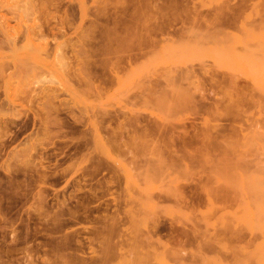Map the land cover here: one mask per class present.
<instances>
[{"label": "rangeland", "instance_id": "rangeland-1", "mask_svg": "<svg viewBox=\"0 0 264 264\" xmlns=\"http://www.w3.org/2000/svg\"><path fill=\"white\" fill-rule=\"evenodd\" d=\"M223 162L264 199V0H0V264H264Z\"/></svg>", "mask_w": 264, "mask_h": 264}, {"label": "bare ground", "instance_id": "bare-ground-1", "mask_svg": "<svg viewBox=\"0 0 264 264\" xmlns=\"http://www.w3.org/2000/svg\"><path fill=\"white\" fill-rule=\"evenodd\" d=\"M131 62H132V60H131ZM189 71V70H188ZM186 73V72H185ZM182 79V78H181ZM159 86V85H158ZM236 87H238V86H236ZM235 88V87H234ZM233 88V89H234ZM237 89V88H236ZM236 89H234V90H236ZM240 89V88H239ZM236 92H237V90H236ZM142 128V127H141ZM159 129V128H158ZM138 130V129H137ZM177 130V129H176ZM252 135H248V136H239V137H236L235 139L233 138V140H231V141H228L227 140V142L225 143V144H223V145H226L225 147L226 148H228V147H230V148H232V150L233 151H235V149H236V151H238V153H237V155H238V157H240V155L242 156V148H240L246 141H248V139H254V141L256 140L255 138H259V135L260 134H262V133H259V132H257L256 130L255 131H253V133H251ZM171 136V135H170ZM198 136V135H197ZM121 137V136H120ZM143 137V136H142ZM215 138V137H214ZM178 139V138H177ZM187 139H189V138H187ZM173 140H175V139H173ZM184 140H186V139H184ZM159 141V140H158ZM207 141V140H206ZM216 141V140H215ZM224 141H226L225 139L224 140H222V142H224ZM175 142V141H174ZM256 142H257V140H256ZM259 142V141H258ZM209 143V142H208ZM207 143V144H208ZM219 143V144H218ZM170 144V143H169ZM176 144V143H175ZM180 144H184V146H185V144H186V146H187V142L186 143H180ZM190 144V143H189ZM218 144V145H217ZM210 145H212V144H210ZM223 146L222 144H220V140H218V141H216L215 142V144H213L212 146L214 147V146ZM258 145H259V143H258ZM170 146V145H169ZM209 146V145H208ZM207 146V147H208ZM189 147V146H188ZM212 147V148H213ZM175 148V147H174ZM173 148V149H174ZM178 148V147H177ZM179 148H181V147H179ZM179 148L178 149H176V151H178L179 152ZM184 148L185 147H182V149L181 150H184ZM209 148H211V146L209 147ZM158 149V148H157ZM175 150V149H174ZM180 150V151H181ZM227 149H225L224 151H226ZM162 151V150H161ZM176 151H173V152H175V153H177L176 155H177V157L179 158V157H181V155L180 154H178V152H176ZM204 151V150H203ZM202 151V154H200V155H202L203 156V152ZM232 151V152H233ZM169 152H171V151H169ZM172 152V153H173ZM208 152H210V151H205V155H207V157H208V154H209V158L210 159H212V155H210V153H212L213 152V150L210 152V153H208ZM227 152V151H226ZM171 153V155L172 156H174L173 154ZM174 153V154H175ZM180 153V152H179ZM188 153V152H187ZM198 153H200V151L198 152ZM207 153V154H206ZM235 153V152H234ZM212 154H214V153H212ZM178 155H180V156H178ZM196 155V157L195 158H197V155H199V154H194L193 156H195ZM199 155V156H200ZM215 155V154H214ZM218 155H220V154H217V160H219L220 159V157H218ZM190 156V155H189ZM198 156V157H199ZM216 156V155H215ZM222 156V155H221ZM204 157H206V156H204ZM203 157V158H204ZM185 158V157H184ZM191 158V157H190ZM193 158V157H192ZM201 158V156L199 157V158H197V160H199ZM203 158H201L202 160H203ZM219 158V159H218ZM223 158V157H222ZM224 158H226V161L228 160V158L227 157H224ZM223 158V159H224ZM169 159H170V157H169ZM168 159V160H169ZM177 159V158H176ZM189 159V158H188ZM210 159H208L209 160V162H212V161H210ZM170 160H173V159H170ZM175 160V159H174ZM179 160H182V157L181 158H179ZM184 160V159H183ZM186 160V162H187V158L185 159ZM201 160V161H202ZM216 160V159H215ZM160 161V160H159ZM204 161V160H203ZM172 161H170V164H172V163H174V161L171 163ZM183 161H181V163H182ZM185 162V161H184ZM184 162H183V164H184ZM190 162V161H189ZM216 162V161H215ZM215 162H212L213 164H215V165H217V167H218V163L216 164ZM217 162H219V161H217ZM228 163H234V162H232V161H230V160H228ZM212 164V165H213ZM227 163H222V166H224L225 168L224 169H221V165H220V169L221 170H216V171H214L213 172V169H212V173H209V174H211L212 176V178H211V180H212V182H210V184L212 185L213 183H214V185L213 186H208V183L207 182H204V181H201V180H199V181H201L202 182V184H201V182H199V183H197L195 186H198L197 188H200L201 187V189L203 188V190L202 191H204V193H206L205 194V197L206 196H208V197H206L207 198V201H208V203H210V204H207V205H209L211 208H214V210H217V209H223L224 207L222 206L221 208L220 207H217L216 206V201H218V200H214V198L216 199V197L217 198H222L223 200L221 201V202H223L224 201V203H225V201H226V199H227V201H229L228 199H230V201H229V203H231V200L232 201H236L235 203H237L238 204V206L240 205L239 203H240V198L238 197L239 195H241V198H242V204H241V206L243 205V210H245V208L246 207H249V209H247L246 208V211H247V213L249 212V210H251V212L249 213V218L251 217V219H256L257 218V216H258V214H259V212H260V215H261V213H263L264 212V207H262V200L264 201V199H262L261 200V198H260V196H261V194L259 195V197L255 194L254 196H253V199H252V203H250L249 205H248V203H247V206L244 204V202L246 203V202H248L247 200L248 199H245L243 196L244 195H242V194H239L238 195V193L236 194V190H235V187H234V185L231 183V181H230V177H231V175L232 176H237L238 178H241V180H242V178L243 177H245V176H248V177H254V175H256L255 173H256V171H255V173L254 172H252V173H254V174H244V173H241V172H237V171H235V173H231L230 171L228 172V170L226 169V168H229L230 167V165L229 166H227L226 165ZM234 165H235V163H234ZM227 166V167H226ZM232 166H233V164H232ZM238 167V166H237ZM219 168V167H218ZM182 169V168H181ZM254 169V168H253ZM257 170V169H256ZM260 173H258L257 175H259ZM210 177V176H209ZM259 177H261L262 178V176H259ZM258 178V177H257ZM210 179V178H209ZM208 179V180H209ZM254 179V178H253ZM259 179V178H258ZM207 180V181H208ZM211 180H209V181H211ZM214 180V181H213ZM241 180H239L240 181V183H241ZM249 180V179H248ZM247 180V181H248ZM245 181H246V179H245ZM250 181H251V178H250ZM175 182V181H174ZM178 183V182H177ZM239 183V184H240ZM252 183V182H251ZM200 184V185H199ZM204 184H206V185H204ZM242 184H244V183H242ZM257 184V183H256ZM201 185H203V186H201ZM246 185V184H245ZM245 185H242L243 187L245 186ZM264 185V184H263ZM241 186V185H240ZM257 186V185H256ZM261 187H263V189H264V186H262V185H260ZM260 186H257V187H260ZM155 187V186H154ZM255 187V186H254ZM195 189V187H193V190H195V191H197L198 189ZM237 188V187H236ZM238 188H241V187H239V185H238ZM244 188H247V187H244ZM244 188H241L242 189V191L243 190H246V189H244ZM151 189H153V187L152 188H150V190H149V192H151ZM162 189H164L163 187H162ZM171 190L170 192L171 193H169V191L168 190ZM174 189V188H173ZM201 189H199L198 191H201ZM240 189V190H241ZM254 189V188H253ZM263 189H260L261 191L263 190ZM158 190V189H157ZM260 190H258V191H260ZM206 191V192H205ZM225 191V192H224ZM239 191V190H238ZM237 191V192H238ZM264 191V190H263ZM164 192V193H163ZM172 192H174L171 188H169L168 187V189L166 190V188H165V190H161V187H159V190H158V194H157V196H160L159 195V193H163V195H165V197L168 195V196H173V195H177V194H179L180 195V198H181V195L182 194H180V192L179 193H176V194H174V193H172ZM220 192H222L223 194H221ZM239 192H241V191H239ZM244 192V191H243ZM256 192V191H255ZM201 193V192H200ZM203 192H202V194H204ZM246 193V192H245ZM251 193H253V192H251ZM264 193V192H263ZM170 194V195H169ZM221 194V195H220ZM230 195V197L229 198H225L224 199V195L227 197L228 195ZM248 194V193H247ZM223 195V196H222ZM249 195V194H248ZM193 196H195V195H193ZM245 196H246V194H245ZM250 196H252V195H250ZM263 196V195H262ZM161 197V196H160ZM163 198V197H162ZM182 198H183V195H182ZM181 198V199H182ZM190 198V197H189ZM196 198L198 199V195L196 196ZM195 197H192V198H190L191 200H193V201H195V200H197ZM245 200H244V199ZM161 199V198H160ZM195 199V200H194ZM184 200V199H183ZM186 200V199H185ZM189 200V199H188ZM187 200V201H188ZM190 201V200H189ZM185 202V201H183L184 203H186V205H190V203H191V205L193 206V203H192V201H190V202ZM219 201V202H220ZM196 203H195V205L197 204V201H195ZM199 202V201H198ZM228 203V202H227ZM244 205L246 206V207H244ZM192 206H189V209H194V206L192 207ZM188 207V206H187ZM192 207V208H191ZM207 207V206H206ZM205 207V208H206ZM210 207H208L209 209H210ZM240 207V206H239ZM263 211H262V210ZM224 210V209H223ZM261 210V211H260ZM201 213V212H200ZM247 213H245V211H244V213L242 214L243 216L242 217H245L244 215H246ZM264 215V214H263ZM241 217V216H240ZM262 217H264V216H261L260 218H262ZM246 218H247V215H246ZM246 218H244V219H246ZM198 226H199V224H198ZM169 229V228H168ZM173 230V229H172ZM193 231H195V230H192V232ZM175 232V231H174ZM198 232V231H197ZM154 233V232H153ZM196 233V231L194 232V234ZM176 234V233H175ZM197 235V234H196ZM196 235H195V237H196ZM187 236V235H186ZM215 236V235H214ZM216 240V239H215ZM163 241V240H162ZM174 241V240H173ZM161 242V241H160ZM150 244V243H149ZM159 244H161V243H159ZM132 245V244H131ZM199 248V247H198ZM168 250H171V249H168ZM172 250H174V249H172ZM172 250H171V253H172ZM196 250V249H195ZM153 251V250H152ZM197 251V250H196ZM130 252V251H129ZM155 252V251H154ZM153 252V255L155 254ZM162 252V251H161ZM161 252H159V253H161ZM164 252V251H163ZM174 252V251H173ZM176 252V251H175ZM165 253H166V251H165ZM170 253V254H171ZM176 254H178V252L176 253ZM184 254V253H183ZM159 256H164V255H166V254H163L162 253V255H160V254H158ZM204 254H203V250H201V251H199L198 250V252H196V253H193L192 252V256L195 258V257H200V258H202L203 260H205L202 256H203ZM163 256L161 257L162 259H164L163 258ZM153 257V256H152ZM155 257H156V254H155ZM173 257V256H172ZM154 258V257H153ZM157 258H158V256H157ZM156 258V259H157ZM176 258V257H175ZM90 259V258H89ZM149 259V258H148ZM193 259V258H192ZM86 260H87V258H86ZM93 260V259H92ZM100 260V259H99ZM154 260V259H153ZM161 260V259H160ZM181 260V259H180ZM199 260V259H198ZM80 262V261H79ZM204 262H206V261H204ZM100 263V262H99Z\"/></svg>", "mask_w": 264, "mask_h": 264}]
</instances>
